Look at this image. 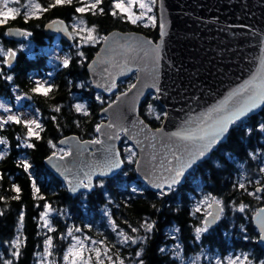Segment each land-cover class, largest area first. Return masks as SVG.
Returning <instances> with one entry per match:
<instances>
[{"label": "trees", "instance_id": "trees-1", "mask_svg": "<svg viewBox=\"0 0 264 264\" xmlns=\"http://www.w3.org/2000/svg\"><path fill=\"white\" fill-rule=\"evenodd\" d=\"M24 1L28 0H19ZM30 1L48 10L28 19L21 12L6 24L0 25V44L16 52L15 63L10 69L2 64L6 74L12 75L14 79L11 82L0 79V96L13 101L15 89L21 91L27 98L26 103L33 104L38 110L43 131L38 132L40 139L33 137L27 140L35 145L28 148L24 146L27 129L23 123H10L0 129V137L8 141L6 155L0 159V196L4 198L0 200V212L3 213L0 215V264L4 260H12L13 264H35L45 237L39 221L45 204L70 215L56 216L53 220L54 230L51 235L59 254L67 245L60 234H64L68 226L76 224L85 233L103 240L114 258L120 253L127 261H131L136 252L142 249L141 256L134 260H142L143 264H179L169 250L176 240V233L187 256L199 253L203 247H210L222 255L230 250L255 249L256 257L260 258L264 246L257 242L259 234L253 226L252 216L262 204L248 195L251 188L246 185L245 191L238 185L242 167L247 169L250 178L260 174L258 160L252 156L260 145L262 135L257 129L259 123L264 122V108L258 114L234 125L227 141L221 143L207 161L195 167L184 184L171 191L167 190L166 195L153 192L143 185L137 177L134 164L125 161V167L119 174L108 179H98L91 192L73 196L45 165V159L54 151L57 152L48 141L57 145L61 138L68 135H77L82 140L96 139V126L105 121L101 116L102 110L119 93L127 91L136 77L133 75L120 83L117 92L110 96L97 93L91 84L87 66L98 53L101 44H86L75 39L71 45L63 42L64 50L70 58L69 66L62 65L49 78L48 84L52 85V90L47 96L33 92L32 88L38 82L37 75H44L45 71L51 70L48 55L43 50L52 47L50 42L53 37L45 35V24L54 19H62L73 32L72 22L83 19L103 37L113 30L135 31L154 41L160 37L159 27L157 23L147 26L142 22L133 24L124 14L110 15L112 0H103L101 7L105 8V15L77 13L75 8L82 5L77 0H73L70 5H57L54 8L48 6L55 3V0ZM9 27H19L32 33V54L26 50L27 42L24 39L16 41L5 35ZM80 52L84 53L83 57L79 55ZM97 95L103 99V104L96 99ZM78 104L83 106L81 112L76 111ZM149 105L154 110L152 114H149ZM57 107L60 108L59 112L54 110ZM140 113L151 127L158 128L164 117L157 120L156 116L165 113V110L154 96H149L141 105ZM249 128L252 129L251 134L247 133ZM18 136L20 140H17ZM122 155L124 157L123 151ZM25 160L31 165L28 171L22 167ZM33 180L40 189L38 194L33 189ZM101 180L102 186L99 183ZM14 185L20 188L19 193L15 192ZM201 186L208 195L223 202L224 210L230 218H222L215 228L201 234L197 240L195 229L204 226V218L195 213L193 198ZM136 187L137 191L134 192ZM17 195L19 200L13 198ZM241 203L247 205L244 212L237 210ZM21 213L24 215L21 254L15 258L12 256L14 249L11 241L18 235ZM113 222L116 225L115 231ZM146 223L152 225L151 231L142 227ZM241 225L249 231L250 241L243 239ZM132 228L137 231L132 232ZM121 230L137 242L120 243L122 237L117 233ZM141 237L146 239L141 240Z\"/></svg>", "mask_w": 264, "mask_h": 264}, {"label": "water", "instance_id": "water-1", "mask_svg": "<svg viewBox=\"0 0 264 264\" xmlns=\"http://www.w3.org/2000/svg\"><path fill=\"white\" fill-rule=\"evenodd\" d=\"M157 15L160 32L157 41L140 32L113 30L106 35L108 41L102 42L98 53L87 66L91 84L97 93L110 96L117 92L120 83L133 75H136L133 84L136 87L131 86L122 92L127 95L122 96L120 101L115 99V103H110L113 106L108 112L102 110L101 116L105 121L101 125L114 124L113 128L105 127L97 133L96 139H100L102 144H89L87 151H84L82 142L90 140L68 135L59 140L67 139L68 143L61 145L58 141L57 146L70 150L72 155L64 160L57 157L51 162L45 159L47 169L65 184L73 196L91 192L98 179L111 178L124 169L125 159L121 151L123 137L137 152L140 164L135 163L134 167L138 179L151 191L160 193L161 189L154 185L163 183V178L168 175L159 167L165 157L172 159L168 149L178 148L177 154L187 158L184 147L186 142L170 139L171 133L195 127L201 121L210 123L216 118L214 109L232 92L254 78L256 83L264 81V0H157ZM53 21H63L64 25L53 24ZM9 30L28 32L19 27H9L7 32ZM44 32L48 37L60 35L65 42L74 43L72 31L65 20L47 22ZM8 37L20 41L25 36L10 34ZM14 63L15 58L11 65ZM113 78L117 87L108 92L105 89ZM149 96H154L167 113L158 127L162 132L155 138L152 133L157 128L151 127L140 115L141 105ZM263 108L264 105L237 123L258 114ZM120 127L128 131L121 132L119 139L106 137L105 133L111 135ZM232 127L206 157L185 170L184 176L173 189L184 184L189 173L207 161L214 150L227 141ZM106 145L118 151V158L124 163L107 175L99 176L101 168L98 166L105 163ZM188 147L191 149L192 145ZM153 154L157 156L158 171H154L148 163ZM173 166H176L175 161ZM92 171L96 175L92 177L91 190L81 188L75 193L69 190V181L74 186L85 172ZM163 191H167L166 186ZM216 211L217 206L212 204L210 212ZM256 213L253 215V223L260 234L259 243L264 244L260 224L264 214L258 218ZM220 220L209 229L215 228Z\"/></svg>", "mask_w": 264, "mask_h": 264}, {"label": "snow or ice", "instance_id": "snow-or-ice-1", "mask_svg": "<svg viewBox=\"0 0 264 264\" xmlns=\"http://www.w3.org/2000/svg\"><path fill=\"white\" fill-rule=\"evenodd\" d=\"M17 2H19V0H17ZM72 2L73 0H55V3L50 4L48 7L54 8L57 5H64V4L70 5L72 4ZM134 3H135V0H128V4L125 5L123 0H113V3L110 6L109 14L112 16H117L118 14H124L126 18L133 24L137 23L138 21L144 20L145 13L143 11L138 16L132 12L131 9ZM152 3H155V0H152ZM102 4H103V0H92V2L90 3L82 4V6L76 7L75 11L77 13L91 12L93 15H96V14L105 15L106 14L105 8L101 7ZM5 8H7L6 11H0V25L6 24L10 16L15 18L16 15L20 14V10L18 8H8L7 4H5ZM33 8L40 9V5L35 4L33 5ZM139 8L146 9L148 12H151L152 10L149 5H146L143 2L139 3ZM40 10L47 11L48 8H44ZM31 15H32V11H27L24 13L25 19H28ZM147 19L149 21H154L155 18L153 16H148ZM52 23L53 24L58 23L60 26L64 25L63 21H59V22L53 21ZM83 24H84V21L83 19H81L79 21V24L76 25L75 27L80 28V31H84V29L80 27ZM51 26L52 25H49V27ZM93 31H95L94 28L88 29L89 34L85 38L87 41L89 42H96L97 40H103L105 42L108 41L109 38L107 36L93 37L92 36ZM10 34L20 35V36H30L31 35L30 32H24L20 30H16L15 32H12L11 30H9L8 32L5 33V35H10ZM148 43H151V42H148ZM156 47L157 49H159V45H157ZM0 54H3L4 56L3 61L0 63L8 65L10 69L11 61L12 59L16 57V52L11 49H8L7 52L5 53L3 48L0 47ZM79 55L83 57L84 53L80 52ZM69 59L70 58H66L63 60L64 67L69 66ZM0 79H5L11 82L13 81L14 78L12 75L6 74V70L3 67H0ZM116 87L117 85L115 83V79L113 78L112 81L107 85L105 90L108 92H111ZM132 87L135 88L136 86L132 85ZM51 90H52L51 84H48L46 86L45 83H41V82H36L35 87L32 88L33 92L41 93L45 96H47ZM156 90L157 92L160 91L159 88H157ZM126 95L127 93H121L120 96L116 97V101H120L121 97L126 96ZM16 98L18 100L20 99L19 96H17ZM96 99L99 100L101 104L104 103L103 99L99 95H97ZM113 103H115V101ZM262 105H264V81H261L260 83H256L255 78H254L253 81H249L245 85L241 86L240 88L232 92L229 95V97L224 102H222V104L218 108L214 109V112L216 113V118L212 119L210 123L207 121H201L199 123H196L195 127H190L186 129L182 128V130L180 131L171 133L170 139H176L181 142H186L184 144V147H185V152L187 153V158L183 154L181 155L177 154V152L179 151L178 148L176 150H173L172 148L168 149V151L171 153L172 159L169 160L167 157H165L164 161L161 162V164L159 165L160 168H163V172L167 173L168 175L163 178V183H156L154 185V187L161 189L160 195L167 194L165 191H163L165 186L167 187L168 191H171L173 187L180 182V179L182 176H184L186 169L191 168L198 160H201L202 158L206 157L215 148V146L222 141V139L229 132V129L233 125H236L238 121H242L243 118L247 117L250 113L255 112V110L260 108ZM112 106H113L112 104H109L108 108H104L103 111L108 112V110L112 108ZM0 109H3L5 113L11 112V109L6 107V105L3 103H0ZM82 109H83L82 105H79V104L76 105L77 112H81ZM54 110L59 112L60 108L57 107ZM148 111H149V114L153 113L154 110L151 105L148 106ZM84 114L88 115L87 111H84ZM162 116L166 118L167 113H162L160 115H157L156 119L160 120ZM10 123H15V124L23 123L24 127L27 129L24 146L28 148H32L35 145L27 142V140L33 137H35L36 139H40L39 133L34 130L35 128V129H39L40 131H43V128L41 124L38 122V120L36 119L22 120V118L17 114H10V115H7L6 117L0 115V129H3L5 125H8ZM140 123L143 124V121H140ZM105 127L113 128L114 124L113 123H109L107 125L97 124L95 130L97 133H100L102 129ZM257 130L261 133H264V122L259 123ZM127 131L128 130L126 128L120 127L118 131L113 132L111 135H108L107 133H105V135L108 139H119L120 133L121 132L126 133ZM160 132H162V129L157 128L155 132L152 133V136L155 138L156 135L159 134ZM251 132H252L251 128L247 129L248 134H251ZM145 138L147 139V136ZM20 139L21 137L18 136L17 140H20ZM7 143L8 141L6 138L0 137V145H7ZM48 143L52 148L57 147L56 144L52 143V141H48ZM59 143L63 145V144L68 143V140L67 139L61 140L59 141ZM82 143L84 145L83 150L87 151V145L102 144L103 142L100 139H94L90 141H83ZM189 144L192 145L191 149L188 147ZM104 152L106 154L105 163L101 166H98L101 168V170L99 171V176L107 175L108 172H111L115 168H119L124 163L123 160L118 158L120 156V153L116 151L112 146L106 145L104 148ZM128 152H129V155L127 157L128 162L129 163L135 162L137 164H140V161L135 159L136 152L132 151L131 149H128ZM4 155H6V152H3L2 150H0V159H3ZM71 155H72V152L70 150L65 151V149L60 148L59 152L54 151L50 156L47 157V159L49 162H51L54 158H57V157L60 160H64L66 157H69ZM156 160H157V156L153 154L151 156L150 161H148V163L151 164L154 171H158ZM173 161L176 162V166H173ZM165 164H167L168 166L165 167ZM22 167L24 168L25 171H28L31 168V165L27 163V161L25 160L22 163ZM260 171L264 172V168H261ZM93 175H96L95 171L85 172L83 175V178L79 179L74 186H71L72 181H69L68 182L70 185L69 190L73 193L77 192L81 188L91 190V188L93 187V183H92ZM99 183L101 184V186L103 185L102 180L99 181ZM36 184L37 182L33 180L32 181L33 189L35 193L38 194L40 192V189L36 186ZM13 187L16 193H19L21 191L19 187L15 185ZM238 187L242 190L247 191L243 183L239 184ZM133 191L135 192L136 189H133ZM261 191H264V188H257L256 192H249L248 195L256 196V198L259 199L260 197L257 195V193ZM13 198L17 200L20 199L19 195ZM40 198L43 199V197H40ZM2 199L4 198L0 196V200ZM211 201L212 203H209L208 207H212V204H215L217 206V211L215 213H212V212L207 213L204 219V222H203L204 226L197 227L195 229L197 240L200 239L201 234L207 232L213 224H215L218 220H220L221 214L224 212V205L221 200L216 199L215 197H212ZM246 207L247 205L241 203L239 204L237 210L239 212H244ZM44 208H45V211L41 213V217H40L41 220L43 221V226L48 227L49 231H53L52 227L50 226L48 216L50 215L51 212L54 211V209L49 204H45ZM196 211L199 212L200 209L197 208ZM2 214L3 213L0 212V215ZM262 214H264V208H261L256 213V216L260 218ZM23 220H24V215L23 213H21L19 217V226L17 229L18 235L16 236L14 240L11 241V245L14 249V251L12 252V256L15 258H19L21 254L20 248L22 246L21 236H22V229H23ZM260 224H261V233H262L261 239L264 240V219L261 220ZM142 227H145L147 231L152 230V225L148 223H146L145 225H142ZM113 230L114 231L116 230V225L114 222H113ZM131 230L132 232L137 231L136 228H132ZM241 230L245 231L243 225H241ZM75 231L79 232L80 229L76 228ZM117 234L122 237V240L120 241V243L127 244L129 241H131V243L135 244L137 242L136 239H133L131 236L127 235L122 230L119 231ZM68 235L72 236V232L69 231ZM72 238L74 241H76V243H74L73 245L69 247L63 259L67 261L68 264H78V258L82 256V251L84 250L85 245L83 241L79 240L77 237L72 236ZM140 239L143 240V239H146V237H141ZM92 243L93 244H97V243L104 244V241H99V242L92 241ZM77 245L79 246V249L81 251H76ZM51 246H52V238L48 237V239L45 241V253L50 254L48 252V249ZM176 247L179 248V245H177ZM89 251L95 253V257H96L95 264H104V258H106L110 262V264H115V262H113L112 256L108 255L107 247L103 249L104 258H102L101 249L99 247L89 249ZM142 251H143L142 249L140 251H137L136 257H140ZM161 251L163 252L164 249H161ZM177 255H179V253H177ZM70 257L71 259H69ZM91 261H92V257L89 256L86 259L79 260V264H91ZM246 262L247 264H252V262L249 260L248 256L246 255L243 257V259L237 256L234 260H230V264H246ZM3 264H13V261L4 260ZM119 264H123V261L120 260ZM139 264H143V261L142 260L139 261ZM259 264H264V260L260 261Z\"/></svg>", "mask_w": 264, "mask_h": 264}, {"label": "rangeland", "instance_id": "rangeland-1", "mask_svg": "<svg viewBox=\"0 0 264 264\" xmlns=\"http://www.w3.org/2000/svg\"><path fill=\"white\" fill-rule=\"evenodd\" d=\"M77 2L80 4H87V3L92 2V0H77ZM123 2L125 3V5L128 4V0H123ZM141 2L145 3L146 5H149L152 9L151 12H148L146 9H140L139 3H141ZM112 3H113V0H112ZM5 4H7L8 8H18L20 10V13L32 11L33 16H38L41 13V10H40L41 7H40V9H34L33 5H35V3H33L30 0L24 1V2H17V0H0V11H6L7 10V8H5ZM131 10L137 16L142 11L145 13L144 20L138 21V22H142L145 25H151V24L157 23V19H158L157 0H155V3H152V0H135V3L133 4ZM148 16H153L155 18L154 21H149L147 19ZM11 18H13V17L10 16L9 19H11ZM9 19H8V21H9ZM80 20L81 19H76L72 22L73 34H74L75 38L78 39L80 42H83L86 44H94V45L102 44L103 40H97L96 42H89L85 39L89 34L88 29L93 28V27H90L87 23L84 22V24L80 26L84 29V31H80V28L75 27L76 25L79 24ZM92 36L93 37H103V36L98 35L95 31L92 32ZM57 37L58 36H56V39H55V37L53 38L55 40L51 42L53 45L51 49H44L43 50L48 55V63H49V67H50L51 71L50 70L45 71L44 75H37L38 82L45 83L46 85L50 82L49 78H52L53 75L57 72V70L61 67V65L63 64V60L66 58H69V55L64 50V46L63 45L61 46V43H59ZM25 41L27 42V44H26L27 47H25L26 50L32 54L34 52V45H33L32 41L30 40L29 37H26ZM0 47L3 48L5 53L7 52V49H5L3 47V45L0 44ZM3 59H4L3 54H0V62H2ZM2 64L3 63H0V67H2ZM6 66L9 67L8 65H6ZM99 94H101V93H99ZM17 96L20 97L19 100L16 98ZM26 100H27L26 96L21 91H19L17 89H15V99L13 101L7 100V99L3 98L2 96H0V103L5 104L6 107L11 109L10 113H5L3 111V109H0V115L6 117L7 115H10V114H17L22 118V120L36 119L40 123L41 119H40V115H39L38 110L36 109V107L33 104H31V103L27 104ZM34 130L39 132V129L34 128ZM123 140L124 141H122V151H123L125 160L128 162V160H127V157L129 155L128 149H131L134 152H136V150L129 142H127V140H125L124 138H123ZM55 149L57 152H59L60 147L57 146ZM0 150H2L3 152H7V150H8L7 145H2L0 147ZM65 151H67V150L65 149ZM255 158L258 159V161H259L258 162L259 173H261V174L264 173V172L260 171L261 168H264V146L262 148H260L258 150V152L255 153ZM135 159L137 160V152H136ZM130 164H135V162L130 163ZM243 170L245 171L246 168L243 167ZM239 180H240V183H242L244 181L243 177L241 179L239 178ZM138 189H139V187H138ZM136 191H137V187H136ZM211 198H212V196L208 195L204 191V188L201 186L200 191H198V193L193 198V206H194L195 213L196 214L198 213L200 216H203V218H205L206 214L210 210V207H208V204L212 203ZM197 208L200 209L199 212L196 211ZM234 210H236V209H234ZM44 211H45V208L42 210V213ZM56 216L70 217L69 214H66L64 212L61 213V212L54 209V211L51 212L50 215L48 216L50 226L52 227L53 230H54L53 220ZM225 217L230 218V215H227L226 211H224V214H223V218H225ZM39 221H40V227L43 230V234L45 237L43 239V244L41 246V250L36 255L37 260H36L35 264H68V262L65 261L63 259V257L67 253L69 247L71 245H73L74 243H76V241L73 240L72 236H75L79 240L83 241V243L85 245V248L82 251V256L78 258V264H79V260L86 259L89 256L92 257L91 264H95V260H96L95 253L89 251V249H92L95 247H99L101 249L102 258H104L103 257V249L105 247H107L105 242H104V244H99V243L93 244L92 241L99 242V241H103V240L98 239L97 237H93V236L85 233L76 224L74 226H68L66 228L65 233L60 234V236H62V239L67 243V245L63 249L62 254H59V252L56 249V245L54 243V239H53L54 237L51 235V233L53 231H49L48 227L43 226V221L41 220V218L39 219ZM76 228H79L80 231L79 232L75 231ZM244 229H245V231H242L243 237H244L243 239L246 241H250L249 231H247L245 227H244ZM69 231L72 232V236L68 235ZM177 236L178 235L176 233V235H175L176 240L172 243V245H170L169 250L174 254L175 258L179 261V264H230V260H234L237 256H239V257H241V259H243V257L245 255L248 256V258L252 262V264H259V262L261 261V260L257 261L255 258H252L253 261L250 259L249 255H250V253L251 254L253 253L252 249H250L249 251H245V252L242 250H230V253H228L227 255H221L217 249L214 252V251H212V249L210 247H203L202 251H200L199 253L194 254L192 256H187L185 254V251H184L182 245L180 244V241L178 240ZM48 237L52 238V246L48 249V252L50 254L45 253V241L48 239ZM177 245H179V248L176 247ZM107 248H108V255L112 256L110 254L109 247H107ZM76 251H81L79 249L78 245H77ZM246 252H249V254ZM177 253H179V255H177ZM112 258H113V262H115V264H119L120 260L123 261V264H139L138 261L134 260V258H136V256L134 258H132L133 260H131V261H127L125 258H123L121 256L120 253H117L115 258L112 256ZM69 259H71V257ZM104 264H110V262L106 258H104ZM246 264H247V262H246Z\"/></svg>", "mask_w": 264, "mask_h": 264}, {"label": "flooded vegetation", "instance_id": "flooded-vegetation-1", "mask_svg": "<svg viewBox=\"0 0 264 264\" xmlns=\"http://www.w3.org/2000/svg\"><path fill=\"white\" fill-rule=\"evenodd\" d=\"M31 33V32H30ZM30 40L32 41V33H31V35H30ZM55 39H56V37H55ZM55 39H53V40H55ZM57 39H58V41H59V43H61V46L63 45V41H62V39H61V37H57ZM261 138H260V145L258 146V148L256 149V151H255V153L256 152H258V150L260 149V148H262L263 146H264V133H261ZM255 153H254V155H253V158H255ZM256 159V158H255ZM256 160H258V159H256ZM259 162V161H258ZM243 177V179H244V181L242 182L245 186L247 185L249 188H251L250 190V192H256V189L257 188H264V173H260L258 176H253L252 178H250L249 177V175H248V171H247V169L244 171L243 170V167H242V170H241V172H240V179ZM248 183V184H247ZM241 184V183H240ZM257 195L260 197L259 199H257L256 198V196H253V195H250V196H252V197H254L257 201H258V203L259 204H262V206L261 207H259L254 213H256L260 208H263L264 207V191H261V192H259V193H257ZM264 246V245H263ZM264 248V247H263ZM253 250V249H252ZM214 252L216 251V250H213ZM255 249L253 250V253L251 254L250 253V255H249V257H250V259L253 261V259L252 258H255L257 261L258 260H264V249H263V251H262V254H261V257H260V259L259 258H256V254H255ZM246 253H248L249 254V252H246ZM258 263V262H257Z\"/></svg>", "mask_w": 264, "mask_h": 264}, {"label": "bare ground", "instance_id": "bare-ground-1", "mask_svg": "<svg viewBox=\"0 0 264 264\" xmlns=\"http://www.w3.org/2000/svg\"><path fill=\"white\" fill-rule=\"evenodd\" d=\"M141 114V113H140Z\"/></svg>", "mask_w": 264, "mask_h": 264}]
</instances>
